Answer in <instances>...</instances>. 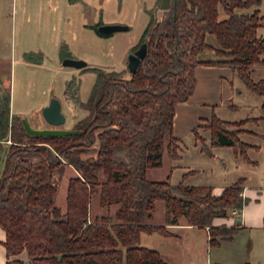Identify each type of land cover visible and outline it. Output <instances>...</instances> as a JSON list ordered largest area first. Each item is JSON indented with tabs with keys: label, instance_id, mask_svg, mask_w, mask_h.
Returning a JSON list of instances; mask_svg holds the SVG:
<instances>
[{
	"label": "trees",
	"instance_id": "trees-1",
	"mask_svg": "<svg viewBox=\"0 0 264 264\" xmlns=\"http://www.w3.org/2000/svg\"><path fill=\"white\" fill-rule=\"evenodd\" d=\"M263 1L171 0L160 15L159 8L154 13L149 10L139 42L131 50L143 43L147 46L135 72L89 68L96 77L83 103L86 115L72 129L78 131L75 134L29 135L22 118L11 113L9 92L0 83V157L7 147L0 175L6 264H25L15 258L23 252L29 264H168L159 251L141 245V235L170 236L167 225L180 218L187 225L207 227L211 245L236 234L239 225L212 222L241 212L246 202L243 178L215 195L210 186L185 184L190 172L176 184L169 181L171 171L164 180H150L147 174L161 167L165 149L170 159L180 158L181 142L173 135L175 108L192 95L196 66L230 67L250 92L264 100V76L252 78L255 68L264 65V34L257 33L264 26L258 8ZM220 10L224 18H219ZM102 24L90 28L109 37L98 32ZM209 35L218 47L207 42ZM204 50H212L220 59L199 61ZM40 56L26 53L25 59L37 62ZM68 57L65 52L60 59ZM261 111L260 117L239 121L212 114L206 125L192 129L193 136L208 156H212L210 147H229L251 162L247 151L252 146L239 134L246 132L247 122L264 118V102ZM199 130L208 133L209 145ZM26 151H36L40 159H14ZM63 160L76 171L67 183L64 212L54 203L53 183L54 171ZM93 197L105 213L91 212ZM158 201L165 217L155 224ZM112 206H116L113 214Z\"/></svg>",
	"mask_w": 264,
	"mask_h": 264
},
{
	"label": "rangeland",
	"instance_id": "rangeland-1",
	"mask_svg": "<svg viewBox=\"0 0 264 264\" xmlns=\"http://www.w3.org/2000/svg\"><path fill=\"white\" fill-rule=\"evenodd\" d=\"M160 1L78 0L72 6L65 5V0H0V83L1 88L9 92L11 113L25 119L32 129L53 128L44 120L41 111L51 98H56L61 102V112L65 116V122L56 128L72 130L86 115L83 103L88 100L96 77V73L87 68L106 71L127 69V58L139 42L149 19L148 12L154 13ZM99 21L103 24L126 25L129 29L115 32L109 37H100L90 28ZM207 42L218 47L212 35L208 36ZM28 52H40L43 57L40 64L27 62L23 54ZM65 52L69 54L68 58L84 61L86 68L62 66L60 56ZM210 52L204 50L200 58L220 59ZM259 68L252 75L254 80L264 75V67ZM233 83L238 86V91L245 87L237 75ZM262 99L246 89L230 102L231 106H213V114L222 120L236 121L244 118L250 110L244 107L234 109L236 105L250 104L256 110L255 105H259ZM257 127L258 124L254 122L246 126L254 132L258 131ZM198 132L209 145L208 133L203 130ZM180 139L184 149L182 159L174 162L165 149L161 167L149 170L148 179L164 180L171 171L169 181L176 184L182 179L181 175L190 170L185 184L210 186L218 190L239 178L247 183L258 184L260 176L264 174V153L247 152L249 162L229 147H210L212 155L218 158L213 159L201 150L200 142L196 144L197 147L193 145L196 141L193 134ZM245 140L259 143V139L252 136L248 140L242 137L241 141ZM87 156L85 154L83 158ZM14 159L36 162L40 155L36 151H26L16 154ZM63 162L53 175V183L57 186L54 203L62 212L66 206L68 180L76 175V171L65 160ZM174 165L177 166L174 168ZM100 178H103L102 175ZM4 195V192H0V199ZM92 207L93 214L106 212L105 208H97L96 197H93ZM115 210L116 206L109 208L111 214ZM153 214L155 224L164 222L162 202L155 204ZM195 237L191 258L194 264H205L207 258L223 262L234 252L233 249L247 250L250 243L247 233L243 232L236 233L231 239L220 240V245H211L202 230ZM167 257L170 258V255ZM24 258L25 264H29L27 255Z\"/></svg>",
	"mask_w": 264,
	"mask_h": 264
},
{
	"label": "crops",
	"instance_id": "crops-1",
	"mask_svg": "<svg viewBox=\"0 0 264 264\" xmlns=\"http://www.w3.org/2000/svg\"><path fill=\"white\" fill-rule=\"evenodd\" d=\"M65 5H75V2H70L69 0H65ZM260 10V15L262 16V24L264 25V1L258 7ZM253 9V8H252ZM250 9L249 11H251ZM222 11V10H221ZM220 11L219 18H224L225 14L223 11ZM258 35L261 36L264 34V26L259 27ZM208 39V38H207ZM61 50V49H60ZM210 53H214L210 50ZM29 53V52H28ZM25 54H23V58L25 59ZM39 56L40 52H36ZM60 55V51H59ZM200 53L198 55L199 61H214L216 59H202L200 58ZM215 55V53H214ZM43 59L42 55L40 56L39 61L32 62L36 64H40ZM26 60V59H25ZM28 62V61H27ZM259 67H264V65L257 66L255 70H259ZM195 76V87L192 95L188 98L186 102L179 103L175 108L174 120H173V135L176 138H181L185 135L190 137L192 133V129L196 126L205 125L210 119L211 115L215 111L212 108L215 105L220 106V104L224 106H229L231 101L244 90L246 87H242L240 91H238V86H235L233 80L236 77L235 72L227 66H216V65H203L200 64L194 69ZM264 76V75H262ZM248 90V89H247ZM249 91V90H248ZM238 92V94H237ZM252 93V92H251ZM264 100L262 99L259 105H255L254 110L252 105L250 104H241L238 107H244L249 112L244 117H252L257 118L260 117L261 105ZM231 106V105H230ZM254 110V112H253ZM242 118V119H244ZM241 120V119H239ZM236 120V121H239ZM252 121L247 122L243 129L246 132L239 134L240 140L242 137H245L247 140L249 137H254L259 139V143L253 141L252 143L246 141V144L252 146L248 149V153L258 152L264 153V118L259 119L255 124H258L257 132L252 131L251 129H247L246 126L250 124ZM208 138V136H207ZM193 139L194 136H193ZM181 140V139H180ZM195 141V140H194ZM244 141V142H245ZM198 142H193V145L197 147ZM197 144V145H196ZM181 146V145H180ZM255 146V147H253ZM184 152L183 146H181L180 158L179 160H175L174 162H178L182 159V153ZM249 155V154H248ZM210 156L209 158L218 159L216 156ZM250 158V157H249ZM177 165H174V168ZM190 170L184 172L183 174L189 172ZM183 174L181 176H183ZM186 176L185 178H187ZM185 180V179H184ZM258 184L252 183H243V192L242 196L246 199V202L240 213L231 212L230 216L225 218H215L213 220L214 226L224 225L226 227H234L235 225H239V229L236 233H247L249 238V245L247 250H243L241 248L233 249L234 252H231L225 260L217 261L207 258L205 264H264V174L260 176ZM233 183V182H232ZM192 185V184H187ZM194 186H202V185H194ZM226 187V186H225ZM224 186L215 190L212 188V193L218 195ZM101 214V213H97ZM239 221V222H237ZM160 224V223H156ZM168 231L172 234L170 236L164 237L158 233L145 234L141 235V245L155 249L159 251L163 260L168 264H194L192 255L193 246L192 242L195 241L198 231H204L207 236V240L209 242L210 235L209 229L205 228H197L195 226L187 225L185 220L180 218L177 224L167 225ZM5 240V232L0 228V264H6L8 257L6 254V249L3 246L2 242ZM220 242V240H219ZM220 245V243L216 244ZM237 249V251H236ZM167 255H170V260ZM26 253L23 252L19 256L15 258H20L25 261ZM14 258V257H11ZM202 264V263H201ZM204 264V263H203Z\"/></svg>",
	"mask_w": 264,
	"mask_h": 264
},
{
	"label": "water",
	"instance_id": "water-1",
	"mask_svg": "<svg viewBox=\"0 0 264 264\" xmlns=\"http://www.w3.org/2000/svg\"><path fill=\"white\" fill-rule=\"evenodd\" d=\"M171 0H161L158 10V15L162 11L167 10L170 7ZM129 29L126 25H116V24H102L98 26L97 30L103 35H110L115 32L127 31ZM147 46L145 43L141 44L138 49L131 53L127 58V69L129 72L133 73L137 69L140 61L146 56ZM62 66L64 67H74L77 69H82L87 66L84 61L76 60L72 58H65L62 60ZM41 115L44 120L51 126H59L65 122V116L61 112L60 101L56 98H51L49 104L42 108ZM23 126L29 135H71L78 133L75 130H65V129H32L28 126L25 119H22ZM7 147H3V152L0 157V175L2 171L3 161L6 154ZM239 222V221H237Z\"/></svg>",
	"mask_w": 264,
	"mask_h": 264
},
{
	"label": "flooded vegetation",
	"instance_id": "flooded-vegetation-1",
	"mask_svg": "<svg viewBox=\"0 0 264 264\" xmlns=\"http://www.w3.org/2000/svg\"><path fill=\"white\" fill-rule=\"evenodd\" d=\"M105 38V37H104ZM86 68V67H85ZM87 69H89V68H87ZM60 104H61V102H60ZM53 128H55V129H59V128H56L57 126H52Z\"/></svg>",
	"mask_w": 264,
	"mask_h": 264
},
{
	"label": "built area",
	"instance_id": "built-area-1",
	"mask_svg": "<svg viewBox=\"0 0 264 264\" xmlns=\"http://www.w3.org/2000/svg\"><path fill=\"white\" fill-rule=\"evenodd\" d=\"M235 212V211H234Z\"/></svg>",
	"mask_w": 264,
	"mask_h": 264
}]
</instances>
